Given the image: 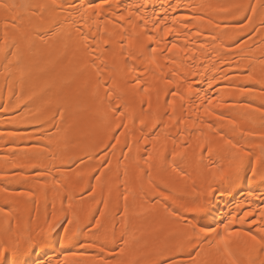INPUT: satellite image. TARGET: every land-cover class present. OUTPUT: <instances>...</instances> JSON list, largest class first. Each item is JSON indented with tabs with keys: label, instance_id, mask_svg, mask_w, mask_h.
Segmentation results:
<instances>
[{
	"label": "snow or ice",
	"instance_id": "6c2138e0",
	"mask_svg": "<svg viewBox=\"0 0 264 264\" xmlns=\"http://www.w3.org/2000/svg\"><path fill=\"white\" fill-rule=\"evenodd\" d=\"M161 11L153 12L151 16L145 14L153 0H137L134 5H129L120 10L117 15H112L120 8L121 0H23V2H10L0 0V24L3 26V46H0V55H3L5 67V79L8 86V100L0 104V114H3L8 123H15L9 113L12 98L15 97V108L21 104L27 107L40 101L37 113L46 110L53 101L45 99V90L39 92L30 90L25 95L26 73L21 67L26 53L37 50L40 45L48 43L54 35L63 34L73 40L74 54L81 57V71L95 70L98 88L105 90L104 99L107 101V111L112 114L115 122L112 131L127 128L123 117L127 111V102L124 100L126 88L134 91L148 92L145 83L146 73L157 76L156 69L160 70L158 79L164 80L166 87L165 96H171V101L165 100L161 117H168L173 124L176 135H181V125L188 126L192 116H185L184 101L198 99L199 105L196 111L201 110L204 119L201 120L203 128L207 129V135H203L202 129L192 127L199 135L195 146L190 140L182 139L179 143L172 138V148L167 147L171 132L165 131L167 125L163 119H153L151 127L141 129V138L145 145H152L153 150L145 147L142 155L143 163L148 166L142 175L147 176L151 194L156 198L151 205L152 210L163 208L165 218L175 225L174 232H179L184 237V243L176 251L185 252L188 255V264H264V73L259 79L255 78L253 63L242 65L235 62V72L243 76V81L234 83L232 91L225 94L216 93L209 95L207 90L194 87L195 81L190 76H197V72H181L180 67L191 68L187 64L189 60L195 63L191 51L190 37L204 38L200 45V51L208 55L222 49L224 54L217 55L216 63H224L231 66L234 62L230 54L243 53L251 50L253 41L261 51V61L264 62V0H249L247 3H236L228 8L219 9L226 13L234 22L232 25V43L225 48L218 40L226 34L228 24L217 22L214 17H205L199 9L204 5L192 3L183 5L176 0H157ZM180 8L190 9L191 14L180 16L170 13L177 12ZM150 25V26H149ZM205 33H207L205 35ZM51 34V35H49ZM183 37L181 45L180 38ZM258 37V40H254ZM68 45L65 44V48ZM10 49H12L10 51ZM99 53V55H97ZM183 53V55H181ZM161 59L165 63H161ZM241 59H245L242 55ZM99 61V63H97ZM111 61V64L109 63ZM144 65V71L138 73L140 66ZM171 65L167 73L163 69ZM215 63L213 67H215ZM17 68L19 76L16 78L20 85L19 93L14 91L12 78L13 68ZM119 67L121 83L112 73ZM108 69V79L101 80ZM183 77V79H179ZM224 80H232L229 73L225 72ZM208 82V89L213 88V81ZM237 96L248 98L258 97L261 102L254 106L248 99H235ZM235 102H232V101ZM151 97L148 107L151 108ZM177 101L180 107L177 109ZM159 103V90L157 91ZM143 103V101L141 102ZM171 108V112L168 108ZM143 110V109H142ZM55 115L63 118V111ZM259 116V120L255 116ZM206 120V123L204 122ZM140 120V124L144 125ZM125 135L126 133H121ZM7 137L9 142H14L18 137L15 133L0 134ZM161 137L163 142L161 143ZM202 137V138H201ZM51 139V138H49ZM110 139L115 144H106L108 148L115 149L121 143L119 136ZM259 140V144L254 141ZM137 138L136 144H139ZM161 143V150H155V144ZM50 146V145H49ZM124 147L128 149L121 155L127 159L132 152V145L124 141ZM256 148H259L257 154ZM137 148V152H139ZM155 152V154H154ZM12 163L14 170L10 175L0 172V181H7L0 186V194L5 197L24 196L32 200V191H13L9 184L15 182H29V175L37 178H47L52 175V188L59 191L66 185L62 184L61 177L64 173L61 168L68 166V170L75 164L73 157L63 160L57 168L59 175L52 174L48 166L30 163L32 157L29 152L8 149L7 155L0 160ZM101 168L108 164L103 160ZM24 161V162H19ZM195 161V170L190 171V163ZM79 163H83L81 158ZM153 169L164 177L159 182L152 177ZM32 170V172H29ZM81 173H77L80 175ZM101 174H103L101 172ZM66 179V177H65ZM97 180L100 179L98 175ZM247 184V190L241 200L234 199L241 190L240 185ZM47 187V185H41ZM144 185L141 184V191ZM95 191V188L91 189ZM224 199L225 206L231 204L226 214H221L217 206L216 198ZM71 201V196L67 197ZM127 201V196H124ZM104 203L107 208V201ZM15 199H5L0 204V264H114L116 257L104 258L103 253L109 243L114 242L115 232L109 239L107 232L103 238L98 237L101 228L99 218L90 217L83 225L79 221L67 219V211L58 214L53 204L50 217L45 215L43 224L38 228L30 227V220L23 221L16 212ZM72 207L71 202L68 208ZM127 215V204L124 209ZM99 216L104 217L105 212L99 211ZM219 216V219H217ZM15 221V223H13ZM74 228L63 230L61 234V222ZM95 230V231H94ZM153 232L159 229H152ZM87 232L91 237L87 244L78 239ZM144 235V232H141ZM125 247L120 248L123 256L128 250L129 240L138 238L133 232L129 239H124ZM79 244L84 248H98L101 258L91 260H69L64 253L69 252L70 245ZM173 250L166 245H153L137 258H133L128 264H176L170 253ZM194 253V254H193ZM73 256L76 254L73 253ZM167 256L166 260L161 257ZM123 264V262H119Z\"/></svg>",
	"mask_w": 264,
	"mask_h": 264
},
{
	"label": "bare ground",
	"instance_id": "6f19581e",
	"mask_svg": "<svg viewBox=\"0 0 264 264\" xmlns=\"http://www.w3.org/2000/svg\"><path fill=\"white\" fill-rule=\"evenodd\" d=\"M10 2L19 3L23 0H10ZM176 2L183 5L202 4L204 7L199 9L201 14L205 17H214L217 22L221 23L222 27L224 24H228L229 29L226 30V34L218 40V43L222 42L227 48L232 43L230 37L233 35L231 28L234 22L219 9L228 8L236 3H247L249 0H176ZM135 3L137 0H121L120 8L116 9L112 15H117L122 8ZM164 3L167 5L168 0H164ZM144 11L148 16H151L154 11L159 13L161 11L159 2L153 0V3ZM182 14H191L190 9L180 8L177 12L170 13V18L172 15L180 16ZM0 18H2V13H0ZM74 39L75 37L69 38L63 34L54 35L47 44L40 45L37 50L31 53H26L21 62V67L26 73L25 95L30 90L39 92L44 89L45 99H51L52 105L46 110H42L41 113L36 112L40 106V101L29 104L27 107L21 104L20 108L17 109L15 108L16 100L13 97L11 101L13 111L9 113V116L16 122L8 123L4 115L0 114V134L15 133L18 137L14 142H9L6 136L0 137V157L7 155L10 148L29 152L32 158L27 162L48 166L49 171L54 175H59L54 166H60L63 160L73 157L75 164L70 171L67 165L61 168L64 173L61 181L66 187L56 191L52 188V175L45 179L37 178L31 174L29 175V182H13L9 184V187L10 190L17 192L32 191V200L24 196L5 197L0 194V204L6 198L15 199L17 201L15 205L17 214L22 217V222L30 220V227L32 228L41 226L46 214L50 217L53 204L58 214H62L63 204V210L67 211L66 218L74 222L78 220L81 225L90 217L99 218L101 220L99 238L102 239L104 233L107 232L111 240L112 232H115L114 242L109 243L103 253L104 258L111 259L115 256L117 259L114 264H119V262L128 264L133 258L139 257L146 250V247L153 245L168 246L173 250L170 255L174 257L176 264H188L187 253L176 251L184 243V237L178 231L174 232L175 225L165 218L162 207L156 210L151 209L156 198L151 194L147 176L142 175L147 171L148 166L143 163L141 156L146 155L145 147L150 151L153 148L151 144L145 145L143 138H141V129L150 128L154 118H162L167 125L165 131L171 132L167 144L169 150L172 148V138H175L178 143L182 139L190 140L195 146L199 133L193 129V122L196 129H202L203 135L208 134L207 129L203 128L201 123V120L204 119L203 111L201 110L199 113L196 111L200 101L186 97L184 115H189L190 110L192 119L188 122L186 129L184 125H181V135L177 136L168 117H161L165 107L164 101H171L172 97L164 95L166 84L164 80L158 79L160 70L156 69V77H153L150 72L145 75L146 83L142 87H147L148 92L142 90L137 92L131 88L125 89L124 100L128 107L122 119L128 127L112 131L116 121L112 119V114L107 111V101L104 99L105 90L98 88L94 69L81 71L80 54H74ZM254 40H258V37H254ZM180 41L182 45L183 37L180 38ZM190 42L191 51L189 55L193 56L195 63L193 64V61L189 60L186 63L192 64V67H180L179 71L197 72V76H190V79L195 81L194 87L207 90L209 95L222 93L227 98V93L232 91L233 84L243 81L244 77L235 72V62L237 61L242 65L253 63L256 79H259L260 75L264 73V62L260 59L261 51L251 40L248 41L252 45L250 51L246 49L243 53L230 54L234 62L231 66L216 63L217 55L224 54L222 49L217 53L211 52L209 48L208 55L201 53L200 45L204 42L203 37H190ZM65 44L68 45L67 48H65ZM0 46H3L2 24H0ZM242 55L245 57L243 60L241 59ZM160 62L165 63L162 59ZM4 63L3 55H0V104L8 100ZM109 63L111 64V61ZM214 63L215 67H213ZM144 67V65L140 66L137 74L143 72ZM171 67L169 65L164 68L163 72L167 73ZM12 71L14 74L12 78L13 88L15 92L19 93L20 85L16 79L19 76V71L15 67ZM104 72L105 75L101 77L102 81L108 79V69H105ZM225 72L232 77L231 81L222 79ZM112 74L116 76L117 82L121 83L119 67ZM214 76L216 80L213 81V88L208 89V82ZM179 79L182 80L183 77H179ZM158 90L159 103L157 102ZM149 97H151V108L148 107ZM235 99L251 100L254 106H259L261 102L258 97L243 98L237 96ZM142 101L143 103H141ZM176 107L179 109V101H177ZM60 110L64 113L63 118L59 115H55L53 118L54 114ZM168 111H172L170 107ZM255 119L258 121L259 116L256 115ZM140 120L145 122L144 125L140 124ZM204 122L206 123V120ZM121 133H126V136L121 135ZM114 135L120 137L121 143L115 149L108 148L105 150L106 144L116 143L114 139H110ZM126 138L127 142L132 145V152L127 159L121 155V150L125 153L128 152V149L124 147ZM137 138H140L138 145L136 144ZM162 142L163 137H161ZM254 142L259 144L258 139ZM161 143L155 144L156 151L161 150ZM137 148H139V152H137ZM256 152L259 153V148H256ZM101 157L109 162L103 168H101L103 163ZM81 158L83 163H79ZM13 162H17V160L15 158L9 161L0 160V172L10 175L14 171L12 169ZM195 167V161H192L189 170L194 171ZM77 173L81 174L77 175ZM98 175L100 176L99 180L96 179ZM152 177L157 182L164 178L157 174L155 169L152 171ZM7 183V181H0V186ZM141 184L144 185L143 191H141ZM41 185H47V187H41ZM239 187L241 190L234 197L237 201L243 198L247 184L242 183ZM93 188H95L94 192L91 191ZM125 195L127 201L124 200ZM69 196H71V201L67 199ZM230 199L232 198H216L221 214H226L228 209L232 207L231 204L225 206V200ZM101 201H107L106 209ZM69 202L72 205L70 209L68 208ZM125 204H127V215L124 212ZM99 211H104L105 216L100 217ZM74 226L75 224L69 225L62 221L61 234H63L64 229L74 228ZM152 229H159V231L153 232ZM133 232L136 233L138 239L136 241L129 240L128 250L121 256L120 248L125 247L121 234H124V239H129ZM141 232H144V235H141ZM78 239L87 244L97 237H91L85 232ZM69 249V252L64 253V255H67L70 261L101 258L98 248H84L76 244L70 245ZM73 253L76 255L73 256ZM167 258V256L161 257L162 260Z\"/></svg>",
	"mask_w": 264,
	"mask_h": 264
}]
</instances>
